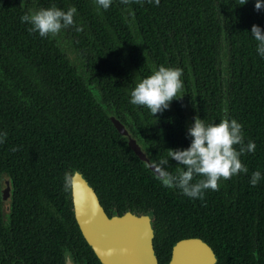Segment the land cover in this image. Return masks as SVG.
I'll use <instances>...</instances> for the list:
<instances>
[{
  "label": "trees",
  "instance_id": "trees-1",
  "mask_svg": "<svg viewBox=\"0 0 264 264\" xmlns=\"http://www.w3.org/2000/svg\"><path fill=\"white\" fill-rule=\"evenodd\" d=\"M34 1L40 8L77 9L75 26L65 29L88 78L56 39L21 22L31 13L27 4L0 0V133H7L0 180L7 175L12 185L8 215L0 194V264H65L66 253L80 264H103L74 214V169L109 215L150 213L160 264L188 237L209 243L216 264H264V57L251 35L254 24L264 29V9L256 11V0H160L159 6L113 0L107 10L95 0ZM160 66L182 69L184 87L154 117L130 103L131 91ZM111 115L152 161L168 159L165 168L174 175L182 166L167 150L190 146L187 130L196 116L206 124L235 119L245 144L254 141L256 149L240 157L247 174L222 179L219 191L194 199L163 186ZM257 170L262 179L253 187Z\"/></svg>",
  "mask_w": 264,
  "mask_h": 264
},
{
  "label": "clouds",
  "instance_id": "clouds-1",
  "mask_svg": "<svg viewBox=\"0 0 264 264\" xmlns=\"http://www.w3.org/2000/svg\"><path fill=\"white\" fill-rule=\"evenodd\" d=\"M113 0H95L98 7L107 10ZM132 0H121L123 4H129ZM140 3L141 0H135ZM152 3V0H148ZM248 0H240L241 5ZM159 6L160 0H155ZM256 11L264 9V0H256ZM77 13L75 7L67 11L55 6L41 8L38 11L26 13L21 17L22 23H28L32 27L30 32H38L41 37L55 36L62 29L75 26L74 16ZM76 31H83L82 27H76ZM251 35L257 41V52L264 57V29L259 25H253ZM183 70L177 67L160 66L151 75L138 82L131 91L130 103L143 106L150 110L155 117L169 109L173 100L184 87L182 80ZM243 126L235 119L223 118L219 123L206 124L199 116L194 118L187 133L191 137L190 146L186 149H168V156L182 166L178 174L169 173L165 166L168 159H161L156 165L157 179L163 186L179 188L184 195L190 198L203 199L205 190L219 191L220 181L229 180L240 173H248V168L242 163L240 157L246 153H254L256 144L248 141L245 144ZM7 133H0V143H4ZM239 146V149H237ZM19 149L14 147L13 152ZM196 177H202L193 183ZM262 179L259 170L251 175L250 184L255 187Z\"/></svg>",
  "mask_w": 264,
  "mask_h": 264
},
{
  "label": "water",
  "instance_id": "water-1",
  "mask_svg": "<svg viewBox=\"0 0 264 264\" xmlns=\"http://www.w3.org/2000/svg\"><path fill=\"white\" fill-rule=\"evenodd\" d=\"M111 119L119 132L128 137L134 152L157 175V163L143 150L126 124L115 115H111ZM6 183L7 187L2 190L4 200L11 191L10 179ZM71 184L76 219L103 264H160L154 246L155 229L150 214L129 210L109 215L97 191L79 169H74ZM217 261L216 252L209 243L201 237H188L175 243L167 264H216ZM65 264L80 263L73 260L71 253H66Z\"/></svg>",
  "mask_w": 264,
  "mask_h": 264
},
{
  "label": "rangeland",
  "instance_id": "rangeland-1",
  "mask_svg": "<svg viewBox=\"0 0 264 264\" xmlns=\"http://www.w3.org/2000/svg\"><path fill=\"white\" fill-rule=\"evenodd\" d=\"M23 5L27 4L28 8L31 12L38 11L41 9L39 5L34 0H20ZM134 23V21H131ZM136 30V27H134ZM56 39L57 43L61 46V48L65 51V53L69 56L72 62L79 68V71L88 78V73L85 67V59L83 58L81 52L76 48L74 44L73 37L67 32L66 29H62L61 32L55 36H52ZM100 97V96H99ZM171 106V104H170ZM186 112L189 118L194 117L195 115L192 113V105L189 103L186 104ZM114 112L110 109V114ZM6 204H8L6 202Z\"/></svg>",
  "mask_w": 264,
  "mask_h": 264
},
{
  "label": "flooded vegetation",
  "instance_id": "flooded-vegetation-1",
  "mask_svg": "<svg viewBox=\"0 0 264 264\" xmlns=\"http://www.w3.org/2000/svg\"><path fill=\"white\" fill-rule=\"evenodd\" d=\"M128 128V127H127ZM129 129V128H128ZM129 131H130V129H129ZM130 133H131V131H130ZM132 134V133H131ZM133 135V134H132ZM133 137H135L137 140H138V142L141 144V146H142V148H143V150L148 154V156L150 157V155H149V153H148V151L146 150V148L142 145V143L139 141V138L138 137H136V136H134L133 135ZM4 175V174H3ZM1 175V190H0V194H1V200H2V202H3V211H4V213H5V215H8V213H9V211H10V198H11V192H12V185H11V179L7 176V175ZM3 176V177H2ZM7 179H10V185H11V191H10V195L8 196V198L7 199H3V194H2V190L3 189H5L6 187H7V183H6V180ZM71 182H72V179H71ZM71 193H72V184H71ZM71 199H72V194H71ZM6 202L8 203V204H6ZM72 202H73V200H72ZM73 209H74V207H73ZM129 211V210H128ZM131 211V210H130ZM134 212V211H133ZM138 213V212H137ZM143 213H145V212H143ZM75 214V213H74ZM148 214H150V213H148ZM114 215V214H113ZM153 218V217H152ZM155 246V245H154ZM174 247V246H173ZM172 252H173V250H172ZM217 255V254H216ZM172 257V256H171Z\"/></svg>",
  "mask_w": 264,
  "mask_h": 264
}]
</instances>
